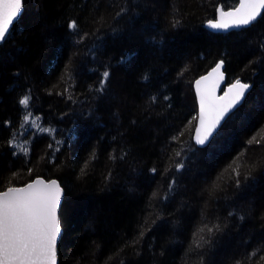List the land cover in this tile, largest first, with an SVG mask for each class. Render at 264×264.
I'll list each match as a JSON object with an SVG mask.
<instances>
[{
	"label": "trees",
	"instance_id": "trees-1",
	"mask_svg": "<svg viewBox=\"0 0 264 264\" xmlns=\"http://www.w3.org/2000/svg\"><path fill=\"white\" fill-rule=\"evenodd\" d=\"M237 3L23 0L0 44V191L58 180V264H264V12L205 27ZM220 60L253 84L248 121L199 148L192 83Z\"/></svg>",
	"mask_w": 264,
	"mask_h": 264
},
{
	"label": "snow or ice",
	"instance_id": "snow-or-ice-1",
	"mask_svg": "<svg viewBox=\"0 0 264 264\" xmlns=\"http://www.w3.org/2000/svg\"><path fill=\"white\" fill-rule=\"evenodd\" d=\"M22 9V0H0V43L8 39ZM217 11L220 18L208 22L211 28L226 30L230 27H242L256 21L264 12V0H240L239 7L231 11L219 8ZM69 28L76 29L77 23L70 22ZM222 65V61L217 63L208 76L196 81L200 98L196 142L201 145L209 139L226 114L241 101L251 87L237 79L223 97L213 98L210 93L202 94V81H208L213 73L223 77V73L219 71ZM102 76L100 90H103L110 73L105 71ZM29 100V96H24L19 103L27 107ZM28 122L29 117L26 116L25 123ZM9 143L15 147L11 141ZM20 150L27 153L30 149L25 143L20 145ZM182 166L178 164L177 170ZM61 193L62 189L57 181L46 183L41 179L24 187H9L0 192V264H56V242L61 231L57 206ZM212 230L208 229L209 232Z\"/></svg>",
	"mask_w": 264,
	"mask_h": 264
},
{
	"label": "water",
	"instance_id": "water-1",
	"mask_svg": "<svg viewBox=\"0 0 264 264\" xmlns=\"http://www.w3.org/2000/svg\"><path fill=\"white\" fill-rule=\"evenodd\" d=\"M22 4H23V0H22ZM239 4H240V0H238V4L234 8H231V9H223L221 6H219L218 8L219 9H223L224 11H231V10L239 7ZM22 12H23V9H22ZM219 18H220L219 13L216 10V16H215V18L214 19H211V20H208L205 23V27L209 31H211L213 33H226V32L232 31V30H237V29L242 28V27H249L250 25H252L255 22L254 21L253 23H251L249 25H246V26H242V27H230V28H228L226 30L225 29H213V28H211L209 26V23L208 22L209 21H216ZM221 61L222 60L218 61L217 63H220ZM217 63L211 69H209L205 74H203V75L197 77L196 79H194V81L192 83V90H193V94H194V99H195V104H196V111H197L195 125H194V130H193V142L199 148L207 147L210 144V142L212 141V139L214 138V136L220 131V129L222 128L223 124L226 122V120L228 119V117L231 114H233L235 111H237L244 104V102H245L246 98L248 97L249 93L253 90V84L252 83H247V82H244V81H241L240 80L242 83H247L251 87L246 91V93H245L244 97L241 99V101L226 114L225 118L221 121V123L215 129V131L209 137V139L204 144H202V145L201 144H198L196 142V130H197V127L199 126V120H200V98H199L198 92H197L196 81L199 80L203 76H208V74L210 72H212V69H214L216 67ZM219 71L223 73V77L222 78L219 77L218 73H213L212 76L209 77V80L208 81H202V83L200 85V91H201L202 94H208V93H210L213 98H215V97H223V96H225V93L229 91L230 86L235 83L236 80H234L232 82H229V83L227 82V75H226V72H225V63L224 62H223L222 68ZM217 103H219V102H217ZM37 179H41V180L45 181L46 183L49 182V181L55 180L59 184L58 180L55 179V178L45 179L43 177H36L33 180L29 181L28 183H31V182H33V181H35ZM28 183H26V184H24L22 186H18V187H24ZM59 186H60V184H59ZM60 188L62 189V193H61V197H60V202H59V204L57 206V218H58V220H59V210H60V206H61V203H62L63 197H64V190H63V188L61 186H60ZM6 190H2L0 192L6 191ZM59 224H60V220H59ZM60 228H61V231H60V234L57 237V242H56V264H58V243H59L60 238H61V235H62V227H61V224H60Z\"/></svg>",
	"mask_w": 264,
	"mask_h": 264
},
{
	"label": "rangeland",
	"instance_id": "rangeland-1",
	"mask_svg": "<svg viewBox=\"0 0 264 264\" xmlns=\"http://www.w3.org/2000/svg\"><path fill=\"white\" fill-rule=\"evenodd\" d=\"M236 112V111H235ZM234 112V113H235ZM248 119V117H245L243 114H239V113H237L236 112V114H232V115H230L229 117H228V119L226 120V122L223 124V126H222V128L220 129V131L219 132H223V130H226V127H228V128H232V127H234V126H237V124L238 123H241L242 121H244V120H246V121H248L247 120ZM217 133L215 136H214V138L212 139V146H211V144L209 145V146H207V148H210V149H213L214 148V146L215 145H218V146H222L223 144V146L222 147H224L225 146V144H226V139H225V143H224V141H223V138H220L219 136L221 135V133ZM219 134V136L216 138V136ZM216 138V139H215ZM210 142V143H211ZM214 143V144H213ZM191 173H192V175L193 176H196V174H197V172L196 171H194V170H192L191 171ZM225 242V241H224Z\"/></svg>",
	"mask_w": 264,
	"mask_h": 264
},
{
	"label": "bare ground",
	"instance_id": "bare-ground-1",
	"mask_svg": "<svg viewBox=\"0 0 264 264\" xmlns=\"http://www.w3.org/2000/svg\"><path fill=\"white\" fill-rule=\"evenodd\" d=\"M204 148H206V147H204Z\"/></svg>",
	"mask_w": 264,
	"mask_h": 264
}]
</instances>
